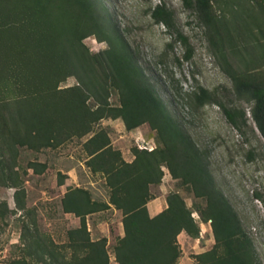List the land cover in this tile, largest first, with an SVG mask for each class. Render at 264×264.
Here are the masks:
<instances>
[{
	"label": "rangeland",
	"instance_id": "rangeland-1",
	"mask_svg": "<svg viewBox=\"0 0 264 264\" xmlns=\"http://www.w3.org/2000/svg\"><path fill=\"white\" fill-rule=\"evenodd\" d=\"M207 2V18L201 21L182 0H0V102L6 104L0 110L6 121L0 125L5 136L0 162L12 163L16 173L9 179L4 169L0 180V264H41L40 258L46 264H84L98 258V245L80 242L81 232L70 233L79 227V217L65 209L79 198L107 206L83 218L89 241L104 238L107 264H118L114 248L121 214L108 202L105 175L92 171L88 161V150L105 142L128 163L135 152L144 156L148 151L141 145L153 148L149 161L159 162L162 175L158 184H148V194L177 192L191 210L198 233L195 238L183 230L176 235L180 253L174 264H203L204 252H220L204 200L182 179L172 178L166 166L178 164L173 152L182 148L179 135L164 136L148 122L126 130L121 116L112 117L120 90L108 58L121 55L135 62L166 116L205 153L217 188L264 264V140L249 117L253 102L233 92L237 82L264 87V0ZM156 4L172 11L170 30L150 17ZM175 30L187 38L188 59L173 40ZM105 76L106 86L97 88ZM78 77L89 88L84 89L85 107L95 113L104 109L102 117L88 130L60 136L59 144H41L40 132L24 119L25 101L40 104L39 93L75 85ZM199 87L243 109L246 124L233 127L212 100L198 105ZM31 164H39L33 168L40 171ZM75 188L81 191L66 194Z\"/></svg>",
	"mask_w": 264,
	"mask_h": 264
},
{
	"label": "trees",
	"instance_id": "trees-1",
	"mask_svg": "<svg viewBox=\"0 0 264 264\" xmlns=\"http://www.w3.org/2000/svg\"><path fill=\"white\" fill-rule=\"evenodd\" d=\"M182 4L186 9H191L198 19L206 20L207 0H182ZM150 17L155 23L163 25L168 30L173 28L172 11L164 4L154 5L150 11ZM173 40L184 47L183 57L188 59L191 56V51L186 36L175 30ZM121 56L108 58L109 64L116 71L115 81L120 90V104L117 108H113L115 113L112 117L121 116L126 130H130L142 122H148L152 128L157 129L164 136L170 133H173L174 136L179 135L177 139H179L182 148L180 151L173 152L178 164L175 167L168 164L166 166L172 178L182 179V184H188L195 197L204 200L206 214L210 220L216 242L214 248L220 249L218 254L213 248L204 252L202 254L203 264H259L250 238L243 231L236 213L217 188L208 170L205 153L198 150L189 136L166 116L162 103L155 96L152 87L135 62ZM106 79L105 76L102 86L96 85L97 88L101 89L106 86ZM84 89L89 90L78 77V82L75 85L39 93L40 104L34 105L32 101H25L27 103L24 112L27 114L24 119L33 126L36 132H40L42 136L39 137V142L41 144L50 145L53 141L59 144L60 136L88 130L91 122L102 117L100 112L104 109L98 108V112L95 113L85 107ZM233 92L238 97H245L253 102L249 117L264 140L263 85L256 82H237L233 86ZM194 97L198 105L211 100L216 103L226 121L236 129H240L248 120L243 109L227 106L217 101L213 93L202 87L198 88V94H195ZM5 105L0 102V110ZM51 115L58 119L49 120ZM127 116H132L133 120H129ZM2 122L6 121L0 115V125ZM9 123L13 124L11 121ZM13 127V131H15L17 126L13 125ZM51 127L55 132H52ZM9 138L14 140V133L9 135ZM3 139L5 136L3 128L0 126V141L2 142ZM90 140H93L92 137ZM152 150L144 151L146 156H138L135 152L134 159L129 163L120 159L119 152L112 149L107 142L98 143L88 150L91 170L100 171L105 175V182L110 192L108 202L121 214L123 236L118 239V244L114 248V258L118 264H174L180 253L176 235L183 230L187 235L195 238L198 233V227L190 216L191 210L185 206L177 192H172L165 197L167 206L162 211L154 216H148L145 204L154 195L148 194L147 186L148 184H158L162 175L158 168L159 162L149 161ZM4 165L1 161V181L4 179V169H6L9 179L16 174L12 163L7 162L6 166ZM31 165L32 170L40 171L33 168V165L39 164ZM132 167L138 168L137 171ZM154 170L157 172L153 173ZM80 191L75 188L66 194ZM94 205L87 199L79 198L75 199L72 206L67 207L65 211L79 217V227L71 230L70 233L81 232L80 236L82 237H77L80 242L88 241L89 245L100 247L98 258L86 259L84 264H107L106 253L103 250L105 239L89 241L85 228L84 214L107 207L105 204H99L96 207ZM3 208L5 207L3 206ZM0 214L2 216L4 212H0ZM71 238L76 237L72 236ZM39 262L46 264L42 258L39 259ZM55 263L65 264L63 261Z\"/></svg>",
	"mask_w": 264,
	"mask_h": 264
},
{
	"label": "crops",
	"instance_id": "crops-1",
	"mask_svg": "<svg viewBox=\"0 0 264 264\" xmlns=\"http://www.w3.org/2000/svg\"><path fill=\"white\" fill-rule=\"evenodd\" d=\"M164 177H166V175H163ZM166 192H160L158 195H154L151 199H149L146 204V211L148 216H154L157 213H159L160 211H162L165 207H166V201H165V197H166ZM121 223V232L119 234V238L123 236V226H122V222ZM181 234V232L179 233Z\"/></svg>",
	"mask_w": 264,
	"mask_h": 264
},
{
	"label": "built area",
	"instance_id": "built-area-1",
	"mask_svg": "<svg viewBox=\"0 0 264 264\" xmlns=\"http://www.w3.org/2000/svg\"><path fill=\"white\" fill-rule=\"evenodd\" d=\"M140 149H145V150H152L153 148H151L150 146H145V145H141Z\"/></svg>",
	"mask_w": 264,
	"mask_h": 264
}]
</instances>
